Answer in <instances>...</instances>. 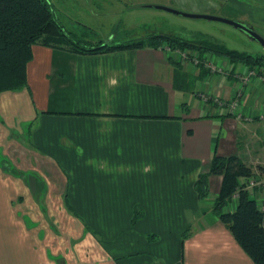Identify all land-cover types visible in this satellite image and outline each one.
Listing matches in <instances>:
<instances>
[{"label":"crops","instance_id":"1","mask_svg":"<svg viewBox=\"0 0 264 264\" xmlns=\"http://www.w3.org/2000/svg\"><path fill=\"white\" fill-rule=\"evenodd\" d=\"M30 53L0 93V264H253L210 210L221 176L193 183L213 154L264 180V81L223 59L178 90L162 48Z\"/></svg>","mask_w":264,"mask_h":264},{"label":"trees","instance_id":"2","mask_svg":"<svg viewBox=\"0 0 264 264\" xmlns=\"http://www.w3.org/2000/svg\"><path fill=\"white\" fill-rule=\"evenodd\" d=\"M51 8L47 0H0V93L24 87L25 67L31 56L30 47L34 44L80 54L167 47L171 52L174 49L188 50L200 60L212 55L226 62L242 64L255 70L256 74L264 73V54L229 49L223 43L202 36L186 39L171 34H150L114 44L97 42L85 46L69 37L54 19ZM165 54L172 67L173 88L190 91L191 84H187L188 77L180 59L172 53L165 51ZM207 71L203 70L201 74ZM184 83L183 88L181 84ZM215 174L221 176V181L210 205L212 214L253 264H264V213L257 208L253 195L244 188L246 181L257 175L237 156L213 154L208 169L199 173L193 183L199 200L209 194L208 177ZM232 196H235V206L226 210ZM136 216L134 211L130 222H134Z\"/></svg>","mask_w":264,"mask_h":264},{"label":"rangeland","instance_id":"3","mask_svg":"<svg viewBox=\"0 0 264 264\" xmlns=\"http://www.w3.org/2000/svg\"><path fill=\"white\" fill-rule=\"evenodd\" d=\"M47 1L51 4L54 19L67 31L69 37L85 46L97 42L114 44L150 34H171L186 39H194L196 36L208 37L223 43L229 49L264 54V49L258 42L250 40L244 32L229 24L190 18L154 7L163 6L183 13L206 14L228 19L250 27L264 40V0ZM186 51L189 57L194 55ZM188 56L180 60L182 69L186 71L198 67L191 64ZM204 59H208L215 66L220 65L218 62L223 60L212 55L201 60ZM185 95L189 96L188 93ZM259 182L257 185L248 186L246 181L244 188L254 194L256 191L253 188L258 187L256 189H259L258 192L261 194L264 180L261 178Z\"/></svg>","mask_w":264,"mask_h":264},{"label":"built area","instance_id":"4","mask_svg":"<svg viewBox=\"0 0 264 264\" xmlns=\"http://www.w3.org/2000/svg\"><path fill=\"white\" fill-rule=\"evenodd\" d=\"M164 51L174 54V55L177 56L180 60H181V59H186V57L188 56V55H187L188 53H187L186 50L174 49V50H172V52H171L169 48L165 47V48H164ZM188 57H189V56H188ZM189 59H190L191 64L194 65L195 67H196V66H201L202 68L204 67V68H206V69H207L209 72H211V73H212V72H218V73L221 72V68H220L219 66H217V65L215 66V64H213L212 62L208 61V59L205 60L206 58H205L204 60L199 61V59H198L195 55H191V56L189 57ZM248 75L255 76V77H257L260 81H264V77L261 76V75L256 74L255 70H250V71H248ZM200 94L202 95V93H200ZM200 94H199V96H200V98H201L203 101H207V100L209 99V100H211L213 103H216L217 106H219V107L222 106V103L219 102V100H218L216 97H210V96H208V95L205 94V93H203L202 96H201ZM227 106H228L231 110L234 109V107H235V101H230V102H228V103H227ZM259 183H260V182H259V179H258L257 177H253V178H250V179L248 180L247 185H248V186H253V185H257V184H259ZM252 195H253V197H254V199H255V202H256L257 208H258L261 212L264 213V188L262 189L260 195H258V193H254V194H252Z\"/></svg>","mask_w":264,"mask_h":264},{"label":"water","instance_id":"5","mask_svg":"<svg viewBox=\"0 0 264 264\" xmlns=\"http://www.w3.org/2000/svg\"><path fill=\"white\" fill-rule=\"evenodd\" d=\"M154 7L168 11V12L173 13V14H178V15H182V16H186V17H190V18H203V19H207V20H216V21H220V22L229 24L232 27L244 32L250 40H255L256 42H258L260 44V46L264 49V40L260 36H258L255 32H253V30L250 27L245 26L241 23L234 22V21L224 19V18H220V17H216L213 15L183 13V12H180V11L168 8V7H163V6H154Z\"/></svg>","mask_w":264,"mask_h":264}]
</instances>
